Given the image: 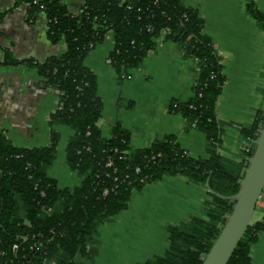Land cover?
I'll return each instance as SVG.
<instances>
[{"label": "trees", "instance_id": "16d2710c", "mask_svg": "<svg viewBox=\"0 0 264 264\" xmlns=\"http://www.w3.org/2000/svg\"><path fill=\"white\" fill-rule=\"evenodd\" d=\"M15 1L26 7L29 20L45 18L46 39L61 50L43 61L7 55L4 64L35 69L55 91L57 108L50 123L69 128L65 163L82 180L73 189L60 188L47 174L56 159L58 131L38 148L17 147L0 133V264H85L100 225L123 213L133 193L146 184L176 175L206 186V218L169 226L166 251L138 264H201L231 211L252 149L239 163L220 155L215 107L224 77L200 12L182 0H81L77 12L66 0ZM246 12L264 33V13L251 1ZM110 34L108 63L118 74L139 67L161 36L196 60L191 97L172 100L168 109L205 135V157L190 156L170 135L135 150L129 148L128 131L118 125L110 138L102 137L97 125L102 102L84 60ZM263 117L259 112L253 124L241 128L244 139H256ZM260 232L264 217L252 220L228 264H253L250 248Z\"/></svg>", "mask_w": 264, "mask_h": 264}, {"label": "crops", "instance_id": "0c3cea01", "mask_svg": "<svg viewBox=\"0 0 264 264\" xmlns=\"http://www.w3.org/2000/svg\"><path fill=\"white\" fill-rule=\"evenodd\" d=\"M182 1L200 12L203 32L220 57L224 78L215 107L220 155L239 163L254 142L244 139L241 128L253 124L259 112L264 113V33L246 12L251 1L264 13V0ZM66 2L71 12L79 11L82 5L81 0ZM46 29L44 17L29 20L24 5L0 0V133L17 147L38 148L48 145L51 132L58 131L56 159L47 174L58 187L73 189L82 177L65 163L64 149L71 132L66 126L50 123L57 108V94L35 69L4 64L7 55L15 60L43 61L58 54L61 47L46 39ZM112 49L110 34L84 60L96 77L102 102L97 124L102 137L110 138L118 125L128 131L129 148L135 150L170 135L190 156L205 157V135L168 109L172 100L191 97L198 77L196 60L177 43L161 36L139 67L118 74L108 63ZM206 199L205 185L182 176H164L146 184L133 193L123 213L98 227L85 264H136L163 254L168 248L167 228L190 217L205 219ZM263 217L262 195L254 218ZM154 229L165 233L162 237L151 236L149 232ZM156 246L160 249L157 253ZM250 258L253 264H264V232L252 244Z\"/></svg>", "mask_w": 264, "mask_h": 264}, {"label": "water", "instance_id": "95a60500", "mask_svg": "<svg viewBox=\"0 0 264 264\" xmlns=\"http://www.w3.org/2000/svg\"><path fill=\"white\" fill-rule=\"evenodd\" d=\"M264 192V117L247 164L240 171L233 206L201 264H228L239 241L254 219Z\"/></svg>", "mask_w": 264, "mask_h": 264}, {"label": "rangeland", "instance_id": "374dc122", "mask_svg": "<svg viewBox=\"0 0 264 264\" xmlns=\"http://www.w3.org/2000/svg\"><path fill=\"white\" fill-rule=\"evenodd\" d=\"M150 235L151 236H154V235H157V236H159V237H162V234H164L165 233V231L163 230V229H159V230H151L150 232ZM164 243H165V241H164ZM157 249H159L158 248V246H156L155 247V253H157V251H160V249L159 250H157ZM161 253V252H160ZM156 255V254H155ZM152 257V256H151ZM138 263H141V262H138ZM138 263H136V264H138Z\"/></svg>", "mask_w": 264, "mask_h": 264}, {"label": "built area", "instance_id": "2783aa9c", "mask_svg": "<svg viewBox=\"0 0 264 264\" xmlns=\"http://www.w3.org/2000/svg\"><path fill=\"white\" fill-rule=\"evenodd\" d=\"M34 2H37V0H36V1H34ZM252 147H253V146H252ZM252 147H251L250 149H252ZM250 149H247L246 151H247V152H249V151H250ZM158 156H159V155H158ZM109 164H110V163H108V165H109ZM47 211H49V209H48ZM15 248H16V246H14V247H13V250H15Z\"/></svg>", "mask_w": 264, "mask_h": 264}]
</instances>
